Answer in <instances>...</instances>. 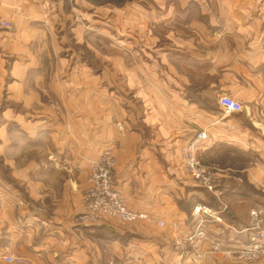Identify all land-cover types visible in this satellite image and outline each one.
Segmentation results:
<instances>
[{"label":"crops","instance_id":"0c3cea01","mask_svg":"<svg viewBox=\"0 0 264 264\" xmlns=\"http://www.w3.org/2000/svg\"><path fill=\"white\" fill-rule=\"evenodd\" d=\"M103 1L0 0V264H243L264 208V0H151L116 31ZM198 132L199 161L226 172L214 193L181 166ZM105 148L126 206L162 226L74 222Z\"/></svg>","mask_w":264,"mask_h":264},{"label":"built area","instance_id":"2783aa9c","mask_svg":"<svg viewBox=\"0 0 264 264\" xmlns=\"http://www.w3.org/2000/svg\"><path fill=\"white\" fill-rule=\"evenodd\" d=\"M0 27L9 29L10 24L0 21ZM219 106L224 114L239 112L241 104L227 97L219 99ZM206 138L205 133L196 135L180 147L181 166L185 174L200 188L209 193L221 185L225 171L203 165L197 158V150L201 141ZM115 158L111 148L101 150L96 159L91 162L87 177V185L81 193L82 212L74 218L77 224H94L104 218H115L122 223L131 224L139 220L156 223L161 222L150 219L147 215L129 209L120 193L116 190L113 181ZM259 189L264 192V181L259 184ZM207 215L216 222L221 218L215 215L210 208L196 205L192 216L201 219ZM248 240L236 253L235 259L244 264H255L264 258V208L256 206L249 211V226L247 228ZM202 233H197V236ZM191 236L187 241H192ZM219 245L213 244V251H218ZM2 260L6 264H31V261L19 256L4 255Z\"/></svg>","mask_w":264,"mask_h":264},{"label":"rangeland","instance_id":"374dc122","mask_svg":"<svg viewBox=\"0 0 264 264\" xmlns=\"http://www.w3.org/2000/svg\"><path fill=\"white\" fill-rule=\"evenodd\" d=\"M105 4H109V8H110V14L108 15V24H109V29L111 30H117V27H119V17H118V10L119 9H123L124 7L125 8H128V7H138V8H143V9H147L148 7H156V6H160V5H157V4H154L151 2V0H106V1H103L102 4L99 2L98 6H101V5H105ZM95 6H97L95 4ZM97 15V14H96ZM101 14H98V19L95 18V26L100 27L101 24L104 22L105 24L107 23V21H103L101 19ZM198 158V156H197ZM199 160V159H198ZM204 165V164H203ZM207 166V165H205ZM207 167H212V166H207ZM213 168H216L217 167H213ZM226 173V172H225ZM224 177H225V174H224ZM224 180V179H223ZM222 180V181H223ZM262 182V181H261ZM260 182V183H261ZM259 183V184H260ZM222 184V182H221ZM259 184L256 186V188L261 191L259 189ZM84 190V189H83ZM82 190V191H83ZM216 191V190H215ZM214 191V192H215ZM262 192V191H261ZM82 193V192H81ZM264 193V192H263ZM104 219H115V218H104ZM102 219V220H104ZM117 220V219H116ZM101 221V220H100ZM119 221V220H118ZM77 224V223H76ZM80 225V224H79ZM84 225V224H82ZM86 225V224H85ZM236 260V259H235ZM236 262H239L236 260ZM241 263V262H239ZM244 264V263H243Z\"/></svg>","mask_w":264,"mask_h":264},{"label":"trees","instance_id":"16d2710c","mask_svg":"<svg viewBox=\"0 0 264 264\" xmlns=\"http://www.w3.org/2000/svg\"><path fill=\"white\" fill-rule=\"evenodd\" d=\"M220 186H221V185H220ZM220 186H219V187H220ZM219 187H218V188H219ZM218 188H217V189H218Z\"/></svg>","mask_w":264,"mask_h":264}]
</instances>
